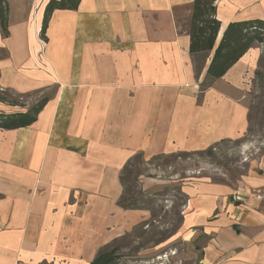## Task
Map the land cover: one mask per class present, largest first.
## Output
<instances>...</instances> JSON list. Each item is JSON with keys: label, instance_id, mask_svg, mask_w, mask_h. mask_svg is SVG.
Returning <instances> with one entry per match:
<instances>
[{"label": "crops", "instance_id": "0c3cea01", "mask_svg": "<svg viewBox=\"0 0 264 264\" xmlns=\"http://www.w3.org/2000/svg\"><path fill=\"white\" fill-rule=\"evenodd\" d=\"M0 88L46 103L29 126L0 129V264H89L148 218L124 209L120 176L141 155L196 152L241 138L247 92L263 46L249 49L202 90L211 58L190 56L176 17L193 0H5ZM218 39L229 23L264 21V0H218ZM198 59H200L198 63ZM50 91V93H48ZM144 191L153 178L141 177ZM186 264H264V158L231 187L201 178L182 187Z\"/></svg>", "mask_w": 264, "mask_h": 264}, {"label": "rangeland", "instance_id": "374dc122", "mask_svg": "<svg viewBox=\"0 0 264 264\" xmlns=\"http://www.w3.org/2000/svg\"><path fill=\"white\" fill-rule=\"evenodd\" d=\"M177 14L180 24L186 25V12L179 10ZM6 55V51L0 49V59ZM0 91L7 99L20 104L29 101L3 93L1 88ZM246 97L248 129L242 140L221 142L211 154L183 156L176 153L147 162L134 158L126 166L122 173L125 198L129 204L146 208L148 218L108 246L117 248L113 264H186L195 260L189 256L192 249L185 242L181 224L186 201L182 187L201 178L234 187L252 165L264 158V49ZM43 98L39 97L33 105ZM142 176L155 179L154 189L142 190L139 183Z\"/></svg>", "mask_w": 264, "mask_h": 264}, {"label": "trees", "instance_id": "16d2710c", "mask_svg": "<svg viewBox=\"0 0 264 264\" xmlns=\"http://www.w3.org/2000/svg\"><path fill=\"white\" fill-rule=\"evenodd\" d=\"M79 1L80 0H50L44 11L40 30V38L45 41V29L47 27L49 17L54 10H75L79 4ZM216 1L218 0H193L187 9L188 18L186 25H181L178 17H176L178 28L180 31L185 32L189 37L188 51L190 56L193 58L195 67H197L196 58L198 54H211V58L206 70V77L201 83L202 90L209 87L214 80L224 76L226 72L242 56H244V54H246L249 49L257 45L264 47V21L257 19L229 23L222 32L219 40H217L220 31V22L216 19ZM0 30L2 36H8L7 3L5 0H0ZM46 101L47 98H43L26 112H18L13 114H5L0 112V129L8 130L29 126L36 120L38 112L44 106ZM0 102L7 103L9 105L21 106V104L17 101L9 100L4 97L1 91ZM243 137L244 135L238 140H242ZM218 144L219 143L214 144L202 151L190 153L182 152L179 154L183 156L190 154H211L215 149V145ZM134 158H137L141 162H145L141 155H136L132 159ZM130 161H128L126 166L130 163ZM125 168L123 169L122 173L124 172ZM120 182L123 187L124 179L122 174L120 176ZM124 194L125 191L123 189V195L118 201V205L121 208H143L137 205L129 204V201L127 198H125ZM116 251V247L104 248L98 252L96 257L89 264H113L116 260Z\"/></svg>", "mask_w": 264, "mask_h": 264}]
</instances>
